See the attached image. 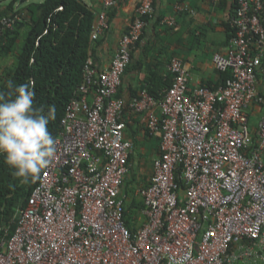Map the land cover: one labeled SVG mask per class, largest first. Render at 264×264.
I'll return each instance as SVG.
<instances>
[{
  "label": "built area",
  "instance_id": "1",
  "mask_svg": "<svg viewBox=\"0 0 264 264\" xmlns=\"http://www.w3.org/2000/svg\"><path fill=\"white\" fill-rule=\"evenodd\" d=\"M118 2L101 0L92 41L109 29ZM153 14V0H142L106 69L87 60L53 162L12 224L0 227V264H168L170 256L184 264H264V114L253 132L249 112L264 107V0H238L228 52L213 57L230 72L221 86L191 91L190 72L174 56L164 94L143 89L131 103L160 138V154L148 185L136 191L139 224L127 226L123 185L133 143L118 93ZM20 21L16 12L0 17V37ZM162 23L177 25L172 16Z\"/></svg>",
  "mask_w": 264,
  "mask_h": 264
},
{
  "label": "crops",
  "instance_id": "2",
  "mask_svg": "<svg viewBox=\"0 0 264 264\" xmlns=\"http://www.w3.org/2000/svg\"><path fill=\"white\" fill-rule=\"evenodd\" d=\"M32 1L37 0H29L25 6ZM84 2L95 12L101 8V0ZM141 2L142 0H119L118 4L109 10L110 27L94 44L92 54L94 63L100 69H106L110 65L119 40L134 22L136 10ZM153 2L154 14L149 18L141 40L133 48L132 63L124 74L118 93L126 104L125 134L133 143L130 156L131 170L133 163H145L144 159L148 153L152 160L160 154V138L148 131L145 116L131 109L133 100L143 89H152L157 97L164 94L168 89L165 82L170 79L168 64L174 56L180 57L190 72L191 91L200 86L218 88L222 85L223 77L215 67L213 57L216 53L227 54L230 46L227 24L233 18V0L220 2L153 0ZM178 5L182 10L177 9ZM169 16L177 21L173 28L162 23V20ZM152 72L157 74L158 78L153 77ZM259 85L261 89L264 88V74L260 76ZM249 112L250 127L256 132L264 114V107L253 105ZM150 177L141 187L148 185Z\"/></svg>",
  "mask_w": 264,
  "mask_h": 264
},
{
  "label": "trees",
  "instance_id": "3",
  "mask_svg": "<svg viewBox=\"0 0 264 264\" xmlns=\"http://www.w3.org/2000/svg\"><path fill=\"white\" fill-rule=\"evenodd\" d=\"M21 1L26 3L29 0ZM16 2L14 0L5 8L0 6V17L17 13L14 10ZM237 8L238 0H233V16ZM25 12V18L17 22L14 29L5 31L0 37V59L15 54V63L5 70L0 90H5L9 79L16 84L34 81V106L44 108L45 114L49 105L56 108V119L48 124L49 132L56 138L62 131L61 121L68 104L78 96L85 64L93 56L94 44L98 41L91 39L96 12L84 0L32 1L25 6ZM231 20L227 24L229 39L235 33ZM18 40L20 49L15 52ZM220 72L223 84L230 77V72ZM152 76L158 78L154 72ZM170 85L171 76L165 82L167 88ZM148 91L157 97L152 89ZM13 171L0 155V227L12 224L17 210L26 206L40 179L33 181L29 178L27 183H23L22 178L13 175ZM124 184L125 195H131V200L126 198L125 201L126 223L130 229H136L143 204L136 198V191L128 190V177Z\"/></svg>",
  "mask_w": 264,
  "mask_h": 264
},
{
  "label": "clouds",
  "instance_id": "4",
  "mask_svg": "<svg viewBox=\"0 0 264 264\" xmlns=\"http://www.w3.org/2000/svg\"><path fill=\"white\" fill-rule=\"evenodd\" d=\"M35 82L16 84L8 80L0 90V155L13 175L27 183L38 180L57 152L56 139L48 124L56 119V108L34 106ZM168 264H184L183 257H169Z\"/></svg>",
  "mask_w": 264,
  "mask_h": 264
},
{
  "label": "rangeland",
  "instance_id": "5",
  "mask_svg": "<svg viewBox=\"0 0 264 264\" xmlns=\"http://www.w3.org/2000/svg\"><path fill=\"white\" fill-rule=\"evenodd\" d=\"M14 0H0V6H3L5 8L9 3L13 2ZM39 1V0H37ZM14 10L17 11V13L21 14L22 19L25 18V2H22L21 0H17L14 6ZM11 12V11H9ZM24 29V28H23ZM15 45V52H18L20 49V41H17ZM14 52V53H15ZM15 63V54H10V56L3 57L0 59V82L1 79H3V75L5 74V70L10 67L12 64ZM251 124V123H250ZM155 142V140H154ZM154 144V143H153ZM151 152V151H150ZM143 164H139L138 162L133 163L132 170L130 175L128 176V181H130L128 190L130 191L133 189L136 191L139 189L142 185H144L150 175L152 174L153 169V163L154 160L151 159L150 154L148 153L147 157H145ZM125 188V184L123 186ZM127 200H131V195L126 196ZM239 264V263H238Z\"/></svg>",
  "mask_w": 264,
  "mask_h": 264
}]
</instances>
